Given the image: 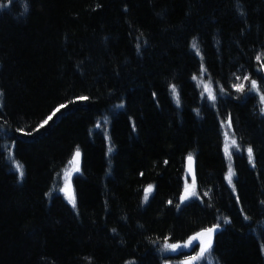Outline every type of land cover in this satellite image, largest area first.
<instances>
[{
    "label": "trees",
    "instance_id": "1",
    "mask_svg": "<svg viewBox=\"0 0 264 264\" xmlns=\"http://www.w3.org/2000/svg\"><path fill=\"white\" fill-rule=\"evenodd\" d=\"M263 54L264 0H0V264H164L214 225V264H264V114L234 87H264Z\"/></svg>",
    "mask_w": 264,
    "mask_h": 264
},
{
    "label": "snow or ice",
    "instance_id": "2",
    "mask_svg": "<svg viewBox=\"0 0 264 264\" xmlns=\"http://www.w3.org/2000/svg\"><path fill=\"white\" fill-rule=\"evenodd\" d=\"M197 45L195 43H193V48H196ZM257 60H260L261 57L257 56L256 57ZM195 79V77H194ZM245 80L248 79V77H244ZM234 87H236L237 91H243L244 89V85L240 84V85H234ZM251 87L253 89H257V82L255 80L251 81ZM173 92L175 93L176 89L175 86H173ZM204 90L208 93V96L210 99L215 100L216 97L213 94V91L211 89V87L209 85H205L204 86ZM258 90V89H257ZM80 99L86 100L87 97H81ZM178 100V97H177ZM261 102L264 103V95L261 96ZM65 107V105H60L51 115H49L47 117V119H45L41 125H39V127H44L45 125H47L49 123V121H51L53 119L54 116H56V113L60 112L61 109H63ZM262 111H264V109H262ZM229 127H231V123L229 122ZM232 147H239L237 145V141L235 139H230L228 136V133H225V146H224V152L225 155L229 158V160L231 159V148ZM111 150V149H110ZM248 152V157L249 160H252L253 158V150L251 147H249L247 149ZM79 157H80V152L79 149H77V151L75 152V155L73 156L72 160L69 161V164L72 166L69 170H67L65 172V188L62 189V191H64L66 198L68 199V201L72 204V206L75 208L76 206V197L74 192L71 189V184H70V177L72 172H78L79 171ZM192 156L189 155L188 160L191 163L192 161ZM16 168L18 170H20V176L21 178L23 177V171L22 168L23 166L19 163L16 164ZM189 172L192 173V183L189 186L187 183L185 185V191H184V195L181 196V201L187 200L192 196L197 195L196 191H195V185H196V180H195V175L192 172L191 167L189 168ZM234 175V172L231 168V165L229 166V171H228V181L229 183H231L232 181V177ZM153 190V186L149 185L144 191H145V195H144V200L147 201L148 197L150 195V193ZM169 203H171V201H169ZM218 226H214L213 228H209V229H205L204 231L197 233L196 235H194L193 237H191L189 239V241L187 242L186 246H190L192 245V243L194 241L199 240L200 241V253L197 257H193L191 258V260L186 261L185 264H192V260H196L199 259L200 257H202L204 255L205 252L209 251L212 247V235L213 233L216 231ZM167 248L172 249V250H176L177 248L180 247V245H166Z\"/></svg>",
    "mask_w": 264,
    "mask_h": 264
},
{
    "label": "rangeland",
    "instance_id": "3",
    "mask_svg": "<svg viewBox=\"0 0 264 264\" xmlns=\"http://www.w3.org/2000/svg\"><path fill=\"white\" fill-rule=\"evenodd\" d=\"M260 61V65H261V69L264 73V54L261 56V59L259 60ZM195 81L198 85V87L200 88L203 96L205 97V99H207L210 103L214 104L215 103V100H212L209 98L208 96V93L204 90V86L205 85H209L213 91V94L215 95L216 97V92L211 84V82L209 81L207 75H206V72L204 71V69H201L199 74L195 75ZM251 81H253V79L247 81L246 83V80H242V82L238 83L237 85H240V84H243L244 87H247L249 88V90H252V92L256 93L257 95V99H258V103H259V109L260 111L264 114V111H262V109H264V103L261 102V96L264 95V87L260 86L257 82V89H253L251 87ZM229 122H230V119L229 118H225L223 119L221 125H222V132H223V151H224V146H225V133L227 132L228 133V136L230 139H235L236 140V137L234 135V132L232 130V127H229ZM237 141V140H236ZM238 145V143H237ZM239 149V147H232L231 148V159L229 160V158L225 155V152H224V155H225V158H226V164H227V169H226V174H225V179L227 181V183L232 187L233 185V177H232V181L231 183H229L227 177H228V171H229V166L231 165V168L233 170V166H232V156H233V152L235 150ZM72 166L70 164H68L64 170H63V176H62V185H63V188H65V172L67 170H69ZM79 170H80V167H79ZM79 172V171H78ZM234 172V171H233ZM77 172H72L71 174V177H70V184H71V189L73 191V187H72V177L74 174H76ZM234 176V175H233ZM189 186L191 185V182L190 180H188L186 182ZM184 190H185V187H184ZM197 233H200V232H197ZM197 233L191 235L186 241L182 242V243H166L164 248H165V252L169 255L168 256V259L164 262V264H185L186 261H189L191 260V258L193 257H197L200 253V241L197 240V241H194L192 243V245L190 246H186L187 245V242L189 241V239L191 237H193L194 235H196ZM166 245H180L179 248H177L176 250H172V249H169L166 247ZM188 251V252H187ZM202 261H206L208 263H211V264H214L211 256H210V253L209 251L205 252L204 255L202 257H200L199 259H196V260H192V264L194 263H197V262H202Z\"/></svg>",
    "mask_w": 264,
    "mask_h": 264
},
{
    "label": "water",
    "instance_id": "4",
    "mask_svg": "<svg viewBox=\"0 0 264 264\" xmlns=\"http://www.w3.org/2000/svg\"><path fill=\"white\" fill-rule=\"evenodd\" d=\"M76 152V151H75ZM75 152H74V154H73V156L75 155ZM80 152V151H79ZM73 156H72V158H73ZM193 158V157H192ZM81 161H82V154H81V152H80V157H79V164H81ZM191 167V169H192V172L194 173V175H195V164H194V158L192 159V161H191V163L189 162V160H188V157L186 158V161H185V173H186V175L188 176V178L190 179V182L192 183V173H190L189 172V168ZM195 180H196V176H195ZM184 189L182 190V192H181V196L182 195H184ZM63 193H64V191H62ZM65 194V193H64ZM181 196H180V201H181ZM181 202H183V201H181ZM214 226H218V225H214ZM214 226H212L211 228H213ZM220 228V226H218L217 227V229H216V231L218 230ZM209 229V228H208ZM204 231V230H203ZM215 231V232H216ZM214 232V233H215ZM214 233H213V235H212V239H213V236H214Z\"/></svg>",
    "mask_w": 264,
    "mask_h": 264
},
{
    "label": "bare ground",
    "instance_id": "5",
    "mask_svg": "<svg viewBox=\"0 0 264 264\" xmlns=\"http://www.w3.org/2000/svg\"><path fill=\"white\" fill-rule=\"evenodd\" d=\"M77 151V150H76ZM75 152V151H74ZM74 154V153H73ZM189 155H191L192 157H193V155L192 154H187L186 156H185V161H186V158L187 157H189ZM73 156V155H72ZM194 158V157H193ZM72 160V157H71V159H70V161ZM81 163H82V161H81ZM81 166V164H79V167Z\"/></svg>",
    "mask_w": 264,
    "mask_h": 264
}]
</instances>
